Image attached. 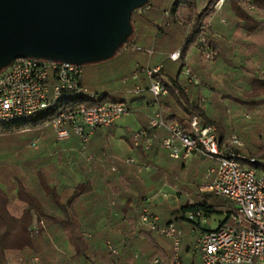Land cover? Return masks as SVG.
Masks as SVG:
<instances>
[{"label": "trees", "instance_id": "obj_1", "mask_svg": "<svg viewBox=\"0 0 264 264\" xmlns=\"http://www.w3.org/2000/svg\"><path fill=\"white\" fill-rule=\"evenodd\" d=\"M214 4L215 0H209L200 9L199 0H150L143 8L144 12L139 9L133 12V33L116 54L133 47V50L146 53L145 61H152L157 52L178 48L185 29L189 27L181 60L173 61L166 55L161 57L164 64L157 77L164 82L168 93L155 101L161 105L159 109L166 120H178L188 130L192 115L200 114L205 124L216 126L220 140L225 142L235 132L243 138L241 126L234 119L238 110L246 108L257 115L264 110V74L261 71L264 64V0H254L256 8L253 11L241 0L224 3L219 13L227 24L213 23L206 32L207 41L217 50V57L204 61L195 54L188 60V65L201 80L200 84H194L181 76V69L186 65L184 55L200 36L203 21L215 12ZM253 56L258 60L254 61ZM218 67L221 68L220 77L216 75ZM141 80L148 90L149 83L144 77ZM203 87L211 92L210 107L201 104ZM113 92H104L101 96L91 92L93 97L88 93L68 96L62 103L92 105L104 101H126L124 90ZM55 114L56 109H46L30 118L0 123V135L26 128H41ZM142 129H147L150 136L153 134L147 119ZM129 139L140 158L150 164L156 163V168L138 173L134 165L116 164L120 170H113L105 180L110 188L109 199L106 207L102 204L99 209L106 210L108 219L101 229L97 228V219L91 216L90 210L79 206L92 194L94 171L89 172L86 182L62 190L46 178L44 197H39L25 185L19 188L17 198H10L0 186V264H29V259L36 255L40 264H152L157 256L163 259L160 264H169L171 241L138 225L140 210L147 203L148 179H154L160 185L169 183L179 187L176 206L171 207L168 202L149 205L160 215L161 223L174 221L183 229L182 260L187 264H197L195 255L191 253L190 229L201 226L189 219L188 212L200 210L205 216L212 212L223 214L220 225L227 222L229 213L235 210L233 204L223 197L200 192L198 186L202 179L197 181V174L187 180L182 177L191 174L187 162L171 158L158 138L149 151L143 147L145 138L139 147L134 146L132 136ZM106 143L107 138L103 139L99 150L102 157L107 154ZM237 151L245 155L242 164L251 163L253 157L264 160L263 148L256 152L244 151L243 148ZM251 165L264 171L262 161ZM94 167L97 168L95 164ZM188 180L193 186H188ZM104 198V194L97 196L101 202ZM35 215L38 229L33 227ZM53 226L57 230L54 234L50 230ZM66 230L75 248L71 255L56 248L63 246ZM107 240L118 246L117 255L111 254L106 246Z\"/></svg>", "mask_w": 264, "mask_h": 264}, {"label": "built area", "instance_id": "obj_2", "mask_svg": "<svg viewBox=\"0 0 264 264\" xmlns=\"http://www.w3.org/2000/svg\"><path fill=\"white\" fill-rule=\"evenodd\" d=\"M226 1L215 0L214 9H221ZM241 1L249 10H255L254 0ZM139 10L144 11L143 8ZM211 25L210 20L203 22L202 32L194 42L204 61H212L216 57L214 48L206 38ZM169 58L181 60L182 50L170 53ZM162 67L160 63L141 68L133 75L137 81L140 73L145 74L148 90L157 100L168 93L164 82L157 77ZM82 72V67L75 63L36 58L15 60L0 72V123L16 122L46 109H56L54 117L44 126L52 127L58 142L77 137L80 151L86 153L95 132L114 126L118 119L130 112V107L123 101H104L92 105L62 103L68 96L84 93L94 96L81 81ZM181 76L191 83L200 84L188 65L181 69ZM142 91L143 87L137 84L133 92L140 94ZM205 102L204 97L201 104L204 106ZM149 129L153 131L151 136L147 129L134 134V146L139 147L145 138L143 147L149 151L158 138L162 148L173 159L188 161L199 157L209 160L210 166L199 182V191L226 198L235 209L229 213L228 221L216 228L206 227L208 216L202 211L188 212L189 219L198 222L202 229L193 243L191 253H199L204 264H264V171L251 165L257 163L258 159L251 158V163L242 164L245 156L237 151L244 145L240 137L233 133L222 142L216 126L205 124L200 114L192 115L188 130L178 120H166L161 109L150 115ZM160 132L164 134L160 135ZM39 142L40 139L33 140L30 147H37ZM88 159L92 160L93 157L89 156ZM125 163L136 166L139 173L151 167L136 156L129 157ZM139 224L171 241L169 264H187L181 257L184 231L176 222L161 223L160 215L147 202L140 210ZM33 227L38 229V222ZM106 246L111 254L119 253L118 246L111 240L106 241ZM39 260V256H33L29 264H39ZM162 261L157 256L152 264Z\"/></svg>", "mask_w": 264, "mask_h": 264}, {"label": "water", "instance_id": "obj_3", "mask_svg": "<svg viewBox=\"0 0 264 264\" xmlns=\"http://www.w3.org/2000/svg\"><path fill=\"white\" fill-rule=\"evenodd\" d=\"M150 0H0V72L20 58L82 66L113 58Z\"/></svg>", "mask_w": 264, "mask_h": 264}, {"label": "rangeland", "instance_id": "obj_4", "mask_svg": "<svg viewBox=\"0 0 264 264\" xmlns=\"http://www.w3.org/2000/svg\"><path fill=\"white\" fill-rule=\"evenodd\" d=\"M208 1L209 0H199L200 9L205 7ZM213 14L215 13L213 12ZM212 16L213 15L205 19L203 22L210 20L211 23L216 24L219 22V24H222L221 20L226 21V19L221 16L220 13H217L213 18ZM164 20L166 21L165 18ZM133 49V47H131V49L125 48L122 52L116 54L113 58L106 61L83 64L81 67L83 70L82 81L84 85L91 92L97 94V96H101L104 92H117L121 90L126 91L124 92V95L127 94V96L129 97L132 94L134 95L132 89L140 83L143 86L142 82H144V80L136 83V80L133 79V75L142 67L147 68L151 65V63L154 64L155 62H153L154 59L152 61H145L146 59L144 58L146 57V53ZM192 52L193 54H195V51ZM157 53L159 54L160 52ZM218 72L219 71H217V73ZM140 75L142 78V73H140ZM133 85L134 87H130ZM114 92L112 94H114ZM127 104L130 105V102H128ZM133 104L134 106L130 108V112L116 121V127L108 135L109 137L106 143L107 154L104 155L103 158L107 160L108 166L110 168L112 167V165H116L117 163H125V161L129 157L135 155V152L133 151L128 139L132 136L133 133H136L139 131V129H142V126L146 122V119H149L148 117L150 116V113L157 107L156 103L155 105H151L149 107L144 106L143 108H137L135 105L136 103ZM234 108L235 107H233V109ZM263 113L264 110H262V112L257 115L255 113H252L251 111H248L246 108H243L238 110V113L234 116L235 122L239 124L242 129L241 133H243L244 139L242 137H240V139L244 144L241 147L244 149V151L251 150L253 152H256L259 148L264 149ZM233 114L234 113H232V115ZM43 128H46V132L50 131L48 127L43 126L41 128H26L23 130H17L0 135V162L4 165H7V167L12 166V168H16V166L18 167L19 164H21L23 161L27 159H29L30 161L32 158H34L38 152H41V150H43V137L41 133ZM50 128L52 129V127ZM235 134L238 135L237 132H235ZM244 135L246 137H244ZM35 139H40L38 146L30 147V143ZM240 153L244 155L243 152ZM252 159H258V161H262L261 158L253 157ZM56 160L61 163L62 159H58V156H56ZM202 167L203 166L201 163L199 167L192 168L193 171H191V174H186L184 176L182 175V177H185L187 180L188 178L191 179V177H194L193 174H197L196 180L198 181L202 177ZM182 177H180V179H182ZM148 182V194L152 197L157 194L155 195V198L159 197L156 198L159 204H161L162 202H168V204L172 207L173 205L176 206L179 203V197L176 192H171L166 189L164 190V193H160L161 188L165 189L164 184L160 185L157 181L154 180H149ZM191 183L192 182L188 180V186H193ZM178 188H176V190H179ZM157 201H155V199L151 200L152 205H156L155 203ZM223 218V214L212 212L211 215L206 218V226L210 228H216L219 225V220ZM36 223L37 220H34V224ZM65 239L64 249H61L67 253H72L73 246L71 244L70 236L67 235ZM52 242L54 243V241ZM56 248H59V246H56ZM195 260L197 264H204L200 258L199 253L195 255Z\"/></svg>", "mask_w": 264, "mask_h": 264}, {"label": "crops", "instance_id": "obj_5", "mask_svg": "<svg viewBox=\"0 0 264 264\" xmlns=\"http://www.w3.org/2000/svg\"><path fill=\"white\" fill-rule=\"evenodd\" d=\"M223 7V6H222ZM222 10H216L213 14L212 18L216 16L217 13H219ZM168 12V11H166ZM165 12V15H166ZM222 24H227L225 20H221ZM169 23H167L168 25ZM213 24V23H212ZM189 27L185 29L184 35L181 37V44H179V47L174 49V50H164L160 51L159 54H156L154 56L153 62L154 64L151 63L150 66L148 67H153L156 66L160 63L164 64L162 61V56L166 55V57L169 58V54L174 52L175 50L181 49L183 51L184 45L187 41V37L189 35ZM216 52V57H217V50L216 48L212 45ZM192 51H195V54L199 55L200 58V53L197 47L195 46L194 43H192L188 49L186 54L184 55V60L186 62V65H188V60L194 56ZM215 57V58H216ZM253 60L257 61L258 59L253 56ZM170 59V58H169ZM201 59V58H200ZM189 66V65H188ZM191 67V66H189ZM143 68V67H142ZM192 69V68H191ZM193 70V69H192ZM221 68H217V71H219L216 75L220 77L221 75ZM262 72H264V64L261 69ZM194 72V71H193ZM195 73V72H194ZM196 74V73H195ZM144 79L148 82L147 77L145 74H142ZM198 79L200 80L199 76L196 74ZM141 75L139 76V79L136 81L139 82L141 81ZM201 81V80H200ZM135 83V85H136ZM142 86V84L140 83ZM143 87V91L140 94H135L127 96L124 95L126 98V103L130 102L129 107L132 108L134 106L133 103H136L137 108H143L144 106H151L157 104L156 109H154L150 115L157 109L161 108V105L159 102L155 101V98L152 96L149 90H145V87ZM135 88V87H134ZM134 88L132 89L134 91ZM203 95L202 98L205 97L206 102H205V107H210V96L211 92L207 87H203ZM126 92V91H125ZM129 92V91H128ZM165 96V95H164ZM201 98V99H202ZM129 99V100H128ZM150 117V116H149ZM148 117V118H149ZM149 121V119L147 120ZM116 127V124L114 126L105 128V129H99L95 132L93 135L86 153H82L80 151V141L77 137L72 136L69 140H66L64 142H58L56 140V136L54 131L48 126L50 131H45L46 128L42 129V137H43V150L41 152H38L34 158H32L30 161L29 159L23 161L19 166L16 168H12V166L4 165L0 162V186L2 187L3 190L6 191V193L10 196V198H17L18 196V191L19 188H24L26 185L30 189L34 191L39 197H44V189L46 188L45 182L46 178L51 182L53 186H55L58 190H62L66 187L68 188H73L77 184L81 182H86L88 180V174L89 172L94 171L95 177L93 178L94 180V186L92 188V194L89 195V197L86 200H83L79 206L83 207L84 209L90 210V213H92V217L97 219V228L101 229L107 224V214L105 209H99L102 204L103 207H106V202L109 199V189L108 188V183L105 182L108 176L111 175L113 170H120V168H116V165H112L111 168L108 167V162L105 160L102 156L99 155V150L101 149V143L103 139L107 138L110 132L113 131V129ZM143 130V129H139ZM41 131V130H40ZM135 133L132 134V138ZM163 132H160V135H163ZM131 138V137H130ZM130 142V139H128ZM133 149V148H132ZM135 152V155L140 161L146 162L149 166L152 168H146L144 169L143 172H148L151 171L152 169L156 168V163H148L146 160H142L139 156V154L136 152L135 149H133ZM132 151V153H133ZM166 152V151H165ZM56 156H58V159H62L61 163H59L56 160ZM92 156L93 159L89 160L88 157ZM187 162L188 168L190 171H193L192 168H197L199 165L202 163V168L203 171L201 173V179L204 177L207 169L210 166V162L207 159L199 158V157H193L189 159ZM61 164V165H60ZM94 164L96 165L97 168L94 167ZM136 167V166H135ZM137 169V168H136ZM116 171V172H117ZM142 172V173H143ZM139 173V172H138ZM154 180V179H148V181ZM147 181V187H148V182ZM155 181V180H154ZM201 181V180H200ZM95 187V188H94ZM164 188H161L160 193H164V190L168 189V191H173V192H178L179 190H176L177 187L170 185L169 183L164 184ZM105 195V198L103 202L97 200L98 195ZM157 195V194H155ZM155 195L149 196L148 191L146 194V202L150 203L152 205L151 200H156ZM151 197V198H150ZM193 201V199H191ZM177 203V202H176ZM156 205L159 204L157 201L155 203ZM175 206V205H173ZM82 209H80L81 211ZM102 210V211H101ZM114 214L116 215V211H114ZM34 220H37V216L35 215ZM48 225V224H47ZM138 225L139 220H138ZM207 228H210L206 226ZM199 229V230H198ZM51 232L56 233L57 230L56 228L50 227ZM119 231V229H117ZM202 229L200 227L192 226L190 229V239L194 243L195 239L199 235L200 231ZM65 237L69 235V231L64 232ZM70 236V235H69ZM71 240V239H70ZM72 244V241H71ZM73 246V244H72ZM64 243L63 246H60L58 250L61 252L65 253L66 255H71L74 251L75 248L73 246L72 248V253H67L64 250Z\"/></svg>", "mask_w": 264, "mask_h": 264}]
</instances>
